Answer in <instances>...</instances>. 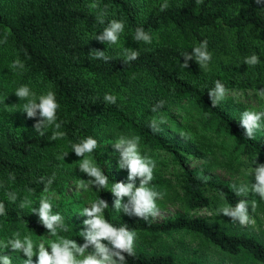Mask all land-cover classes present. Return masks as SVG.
<instances>
[{
    "label": "trees",
    "instance_id": "trees-1",
    "mask_svg": "<svg viewBox=\"0 0 264 264\" xmlns=\"http://www.w3.org/2000/svg\"><path fill=\"white\" fill-rule=\"evenodd\" d=\"M92 3L98 7L90 8ZM164 3L165 0H0V40L7 36V43H0V88H7L0 100V201L6 208V215H0V235L9 238L19 233V238L28 236L32 240L34 235L42 236L47 229L25 206L21 207L24 199L40 189H58L64 178L60 153L65 148L72 153V146L89 136L98 140L100 130H106L108 136H138L140 154L164 163L160 150L166 141L143 120L157 113L159 117L165 115L163 119L175 120L177 115L170 107L184 102L199 109V136L205 135L203 128L221 133L232 140L229 152L238 151L247 161L264 164V140L247 138L241 118L220 103L214 107L209 96L216 81L226 89H264V0L260 4L256 0H202L199 4L196 0H167L169 7L162 11ZM101 12L106 13L104 23L97 19ZM112 20L124 23L120 36L127 46L120 48L95 39ZM212 27L232 29L235 62L220 69H205L193 58L183 67L184 55L208 40L207 31ZM137 28L150 34L151 43L134 40ZM93 49L104 51L108 61L96 58ZM126 49L137 51L138 58L127 61ZM253 54L259 62L246 64V58ZM16 59L23 62V69L11 67ZM24 85L37 97L49 90L55 93L60 105L58 131L65 133L63 138L51 139L54 126L46 128L41 136L33 127L39 116L28 118L20 107H5L9 101L20 105L22 100L15 91ZM113 87H125L127 91L118 97L112 93ZM106 94L114 95L116 103H107ZM159 101H164L163 106L153 112ZM165 148L172 158L196 152L180 144ZM100 153L107 154V149L98 146L88 154L108 178L107 187H95V202L103 199L112 204L115 197L110 189L119 181L101 167ZM179 167V184L190 207L208 204L206 191L220 195L230 206L245 199L236 196L223 181H205L180 162ZM49 178H53L50 185ZM139 182L137 178V186ZM8 193H15L17 199L10 201ZM103 215L117 227L127 226L144 234L180 228L197 231L222 251L234 254L245 249L264 262V244L254 236L227 232L202 216L177 214L161 221L134 215L108 218V208ZM68 238L84 243L81 237ZM48 239L58 240L51 235ZM126 264L178 263L169 252L135 247L134 255H126ZM185 264L200 263L189 260Z\"/></svg>",
    "mask_w": 264,
    "mask_h": 264
},
{
    "label": "rangeland",
    "instance_id": "rangeland-1",
    "mask_svg": "<svg viewBox=\"0 0 264 264\" xmlns=\"http://www.w3.org/2000/svg\"><path fill=\"white\" fill-rule=\"evenodd\" d=\"M207 33L209 35L208 40H206L207 50L212 57L207 69H220L224 64H233L236 52L233 46L232 29L212 27L208 29ZM113 45L122 48L127 46V42L120 36L118 43ZM0 80H2L1 77ZM6 89L0 88V100L3 97L2 91ZM111 91L114 95L122 97L123 91H127V88L113 87ZM25 102V100H22L20 105L15 106L13 102L9 101L5 102L4 105L9 109H18L19 107L22 109ZM219 103L234 114L236 113L240 118L246 110L264 111V96L248 88H227L226 97ZM182 104V106L170 107L177 117L175 120L164 118L165 124L160 125V131L157 132L166 141L165 146L161 147L160 150L161 155L165 157V162L154 160L156 162L154 179L149 186L164 193V197L157 200L159 215L156 218L150 216L149 219L161 221L177 214H184L185 216L198 215L227 232L251 235L264 244V200H261L258 195L249 192L245 197L250 205L253 200L257 204L255 211H252L251 206H249L250 217L254 222L247 226H241L238 222L233 223L228 217L217 214L220 207L228 204L220 195L214 192H205L210 198L209 203L206 205L195 207L187 205L177 175L178 169L180 170L179 162L190 170L193 175L223 181L231 188L232 185L239 187L241 184H247L250 187L251 183H255V172H252V170L259 163L247 161L244 155L238 151L229 152L232 140L226 137L223 138L221 133L214 134L208 128H203L206 131L205 135L199 136L196 133L201 126L199 109L188 102ZM158 114L144 118L143 123L146 122L150 125L151 121L165 117V115L159 117ZM261 124V128L256 130L254 135L264 140V120ZM105 132L106 130H100L97 140L99 147L107 149V154L100 153L102 157L101 167L110 170L115 181L127 180V170L118 167L119 153L113 148V145L122 135L108 136ZM130 137L137 136L131 134ZM179 144L195 149V154H184L179 151L181 153L180 157L172 158L165 147L168 146V149H170V147ZM65 153L68 154L65 156ZM84 159H89L88 154L77 156L75 151L71 153L70 150L65 148V151L60 153L59 156V162L63 167V184L58 189L37 190L32 195H28L23 201L29 214L39 220L38 214L33 212L32 209L39 208L41 198L46 197L50 200L53 214L59 213L62 216L64 228L67 229L62 228L64 231L58 229V235L54 236L55 239H69V235L84 238L80 235V232L85 230L83 221L87 219V216L80 213L84 208L90 207L95 202V186L90 185L87 189L80 187L81 181L88 183L89 179L88 175L79 168ZM123 203H127V197L124 198ZM113 205L114 203L108 204V218L130 216L115 209ZM135 232L137 234L135 247H142L146 251L169 252L178 264H185L189 260H195L200 264H264V262L255 259L245 249H241L234 254L222 251L197 231L180 228L153 234ZM63 234H66L67 237H64ZM50 235L47 230L43 232L42 236H39V234L34 235L32 237L35 240L34 245L38 248L39 244L43 243L45 247H49L51 240L48 237ZM13 238H15L13 235L9 238L7 235H0V241L3 242ZM102 242L108 243L107 241ZM48 250L51 251L50 247ZM92 251L89 248L85 254L87 255ZM0 255H9L12 264H24V260L27 259L24 253L13 252L10 245L6 249L0 247ZM32 260L33 264H38L37 256L34 255Z\"/></svg>",
    "mask_w": 264,
    "mask_h": 264
},
{
    "label": "clouds",
    "instance_id": "clouds-1",
    "mask_svg": "<svg viewBox=\"0 0 264 264\" xmlns=\"http://www.w3.org/2000/svg\"><path fill=\"white\" fill-rule=\"evenodd\" d=\"M196 2L199 4L202 3V0H196ZM256 3L260 4L261 0H256ZM89 7L95 9L98 5L92 3ZM168 7L167 0H165V3L161 5V10H166ZM104 15L106 13L101 12L97 17L100 23H104ZM123 31L124 23L112 20L98 36H95V39L107 44H116ZM134 40L151 43L152 38L143 28H137ZM0 43H7V36L0 40ZM93 50L96 58L108 61L109 57L105 56L104 51ZM125 51L127 53V61L138 58L137 51L128 52L127 49ZM193 58L200 67L207 69L212 57L207 50L206 40L202 41L198 47H194L191 54L184 55L182 66L186 68L188 61ZM258 62L259 58L255 54L245 60V63L249 65H255ZM11 67L13 69H23L24 64L19 59H16L12 62ZM15 94L20 100L26 101L22 111L27 114L28 118L39 116V120L33 126L38 134L43 136L46 128L54 126L56 130L53 131L51 139L63 138L65 133L58 131L61 124L57 123V111L60 105L53 91L49 90L46 94L37 97L36 93L24 85L19 87ZM226 94V87L216 81L215 87L209 91L212 105L214 107L217 106L226 97ZM259 94L264 96V89L260 90ZM104 100L107 103H116V97L111 94H106ZM163 104L164 101H159L152 111L155 112ZM262 120H264V111L246 110L242 113L240 125L245 129L247 138H255V131L261 128ZM164 122L163 117H161L159 122L153 120L149 126L153 131L158 132L160 131L159 124ZM181 135L183 136L184 134L182 133ZM139 140L138 136L133 138L122 136L113 145L114 150L119 153L118 167L126 169L128 177L127 182H115L110 190L115 197L113 205L115 209L123 211L125 214L148 220L150 216L156 218L159 215L157 200L163 199L164 193L149 186L154 179L156 162L150 157L140 154ZM72 147L77 156H84L92 153L98 147V141L89 136ZM67 154L65 153V156ZM79 168L89 177L88 183L81 181L80 187L84 189H87L90 185L96 188L107 187V176L102 174L101 170L90 159H84ZM253 171L255 172V183H251L250 187L247 184H241L239 187L232 185L233 191L236 196L244 197L251 192L254 195H258L261 200H264V164H259ZM9 178L14 179V176ZM137 178L140 181L139 186L136 185ZM52 180L53 178H49L47 184L50 185ZM206 180L207 177H205ZM125 197H127V203H123ZM8 199L14 202L17 196L15 193H8ZM23 206L22 204L21 207ZM249 206H251L252 211H255L257 207L256 201L253 200L250 205L247 199H240L234 206L225 205L220 207L217 210V214L228 217L233 223L238 222L241 226H247L254 222L250 217ZM106 208H108L107 201L100 199L92 203L90 207L84 208L82 213H80L87 216V219L83 221L85 230L80 232V235L84 237L83 244H78L76 240L60 238L50 243L51 251H49V247H45L43 243H40L37 248L30 237L25 236L21 239L19 238V233H16L15 238L7 242L0 241V247L6 249L10 245L13 252L22 251L27 257L24 260V264H33L32 258L34 255L38 257V264H126V255L132 256L135 254L137 234L127 226L117 227L110 223L103 215ZM32 211L38 214L40 223L51 235H58L57 230L64 228L62 216L59 213L53 214L52 204L48 198H41L39 208H33ZM0 215H6L5 204L2 201H0ZM64 230L67 229L64 228ZM102 241H107L108 243L105 244ZM89 248L93 251L86 255L85 253ZM0 264H12L11 257L9 255H0Z\"/></svg>",
    "mask_w": 264,
    "mask_h": 264
}]
</instances>
